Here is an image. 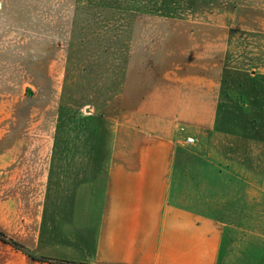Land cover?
<instances>
[{
    "label": "crops",
    "instance_id": "crops-1",
    "mask_svg": "<svg viewBox=\"0 0 264 264\" xmlns=\"http://www.w3.org/2000/svg\"><path fill=\"white\" fill-rule=\"evenodd\" d=\"M244 7L243 36L181 45L176 98L137 101L121 66L114 90L86 75L115 98L90 99L82 133L0 117V232L37 258L0 241V264H264V0Z\"/></svg>",
    "mask_w": 264,
    "mask_h": 264
},
{
    "label": "rangeland",
    "instance_id": "rangeland-1",
    "mask_svg": "<svg viewBox=\"0 0 264 264\" xmlns=\"http://www.w3.org/2000/svg\"><path fill=\"white\" fill-rule=\"evenodd\" d=\"M252 2L1 0L0 117H40L59 112L58 116L69 121L74 133H82L83 118L87 115L85 105L90 104V99L92 103L98 102L100 94L106 104L115 98V94L85 92L91 81L86 75L89 76L90 70L98 76L101 72L104 86L114 90L115 72L121 66L128 71V89L139 93L137 101H145L143 96L155 101L157 93L162 91L176 98L182 69L181 45L189 44L192 36L203 40H219L228 32L243 36L244 24L259 17L258 13L244 11V5ZM82 5H100L106 9L101 14L89 9L85 14ZM135 9L139 13L136 17L119 14ZM78 12L82 15L78 18L80 23L76 22L73 28ZM99 36L108 44L106 53L99 46L83 45L84 39ZM135 42L139 43L132 54L131 44ZM212 48L218 54L217 48ZM54 53L68 60L55 62L54 84L60 92L50 93L46 89L52 87L48 75ZM124 53H130L127 65L120 60ZM48 100L55 102L54 109L43 108ZM162 117L169 119L171 114L165 111Z\"/></svg>",
    "mask_w": 264,
    "mask_h": 264
},
{
    "label": "trees",
    "instance_id": "trees-1",
    "mask_svg": "<svg viewBox=\"0 0 264 264\" xmlns=\"http://www.w3.org/2000/svg\"><path fill=\"white\" fill-rule=\"evenodd\" d=\"M82 8H83V13H85V14H87L88 13V11L87 10H91V12L92 11H94V14L95 13H102V12H104L105 11V9L106 8H104V6H100V5H95V6H92V5H86V6H83L82 5ZM120 13H124L125 15H127V16H132V17H136V16H138L139 15V13H138V10L137 9H135V10H129L128 12H119V14ZM82 15L80 14V12H78V16H77V20L75 21V23L76 22H78V23H80V21L78 20V18L79 17H81ZM86 20V19H85ZM85 20H83V22L85 21ZM85 27L86 28H88L89 26H88V23H87V21H85ZM77 27V26H76ZM0 241H2V242H4V243H6V244H9V245H11V246H13L14 248H16L17 250H20V251H22V252H24V253H26L27 255H30V256H32L34 259H37L31 252H29L26 248H24L22 245H20V244H18L17 242H15V241H13L12 239H10V238H8L5 234H3L2 232H0ZM38 260H40V261H49V260H47V259H43V258H39ZM60 263H64V264H71V263H68V262H60Z\"/></svg>",
    "mask_w": 264,
    "mask_h": 264
},
{
    "label": "built area",
    "instance_id": "built-area-1",
    "mask_svg": "<svg viewBox=\"0 0 264 264\" xmlns=\"http://www.w3.org/2000/svg\"><path fill=\"white\" fill-rule=\"evenodd\" d=\"M188 143H191V144L194 143V139L189 138V139H188Z\"/></svg>",
    "mask_w": 264,
    "mask_h": 264
}]
</instances>
